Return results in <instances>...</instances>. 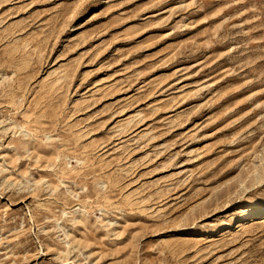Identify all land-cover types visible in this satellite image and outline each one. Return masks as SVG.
Returning <instances> with one entry per match:
<instances>
[{
	"label": "rangeland",
	"instance_id": "374dc122",
	"mask_svg": "<svg viewBox=\"0 0 264 264\" xmlns=\"http://www.w3.org/2000/svg\"><path fill=\"white\" fill-rule=\"evenodd\" d=\"M0 264H264V0H0Z\"/></svg>",
	"mask_w": 264,
	"mask_h": 264
}]
</instances>
